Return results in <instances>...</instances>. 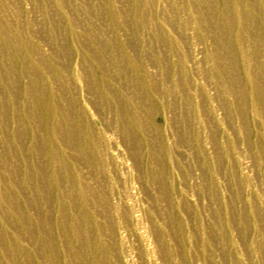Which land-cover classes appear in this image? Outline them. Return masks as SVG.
Segmentation results:
<instances>
[{
  "label": "rangeland",
  "instance_id": "obj_1",
  "mask_svg": "<svg viewBox=\"0 0 264 264\" xmlns=\"http://www.w3.org/2000/svg\"><path fill=\"white\" fill-rule=\"evenodd\" d=\"M0 264H264V0H0Z\"/></svg>",
  "mask_w": 264,
  "mask_h": 264
}]
</instances>
